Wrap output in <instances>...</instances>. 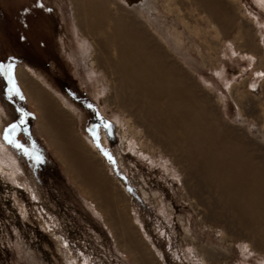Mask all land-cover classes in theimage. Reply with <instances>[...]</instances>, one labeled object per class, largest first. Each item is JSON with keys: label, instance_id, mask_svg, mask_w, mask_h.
Here are the masks:
<instances>
[{"label": "rangeland", "instance_id": "374dc122", "mask_svg": "<svg viewBox=\"0 0 264 264\" xmlns=\"http://www.w3.org/2000/svg\"><path fill=\"white\" fill-rule=\"evenodd\" d=\"M226 1L235 12L232 30L223 40L191 0H107L110 14L105 22L110 25L118 14L136 19L151 44L183 67L200 93L210 97L216 119L264 150V0ZM73 9L72 0H0V64H13L23 97L9 100L7 81L0 75V167L5 169L0 172V264H264V256L246 249L247 241H229L221 225L206 222V210L190 206L185 196L193 180L173 155L149 149L150 143H141L145 138L131 133L125 151H120L118 129L126 131L137 116H128L114 103L115 77L105 67L89 65L90 58L95 62L99 57V48L95 35L87 36L80 28ZM205 38L216 41L215 59L207 55ZM245 40L256 45L257 58L231 53ZM220 67L224 78L218 75ZM256 68L263 71L259 78ZM19 71L26 73V81L20 80ZM243 82V89L238 87L247 97L238 104L228 87ZM34 85L67 111L72 136L89 147L99 169L113 179L125 212L120 227L131 229L143 257L131 251L119 226L109 227L116 220L98 210L66 172L55 151L58 142L40 120L37 103L27 96L26 87ZM255 106V113L247 115L246 108ZM22 113L24 123L14 139L23 147L17 150L5 143L3 133L9 125L20 124ZM138 146L146 154L137 152ZM141 189L157 192L159 198ZM206 252L224 253L227 259L213 262Z\"/></svg>", "mask_w": 264, "mask_h": 264}, {"label": "bare ground", "instance_id": "6f19581e", "mask_svg": "<svg viewBox=\"0 0 264 264\" xmlns=\"http://www.w3.org/2000/svg\"><path fill=\"white\" fill-rule=\"evenodd\" d=\"M191 1L200 13L207 15L220 40L230 34L234 6L226 0ZM106 2L72 0L74 15L81 19L80 28L87 36L90 33L95 35L94 45L99 48V57L95 62L90 58L89 65L105 67L104 70L115 77L114 103L128 116H137L129 120L126 131L120 127L118 129L120 151H125L131 137L138 135L146 139L141 143H150L149 149L173 155V161L183 165L186 174L193 180L191 191L187 190L184 195L191 199L190 206L206 210V222L221 225L229 241L232 237H239L247 241V250L264 256V150L256 147L255 143H246L245 133L228 128L216 119L208 103L210 97L200 93L183 67L171 61L155 44H151L150 36L136 19H125L117 13L108 25L105 21L110 10ZM105 23L108 28L104 26ZM99 31L102 36H97ZM204 42L208 57L215 59L216 41L205 38ZM239 49L232 48L230 51L232 54L240 53L242 58L258 57L256 45L247 40ZM111 50L114 53L110 55ZM211 63L206 62L207 65ZM259 63L258 60L257 65ZM248 65L251 63L248 62ZM254 72L256 78L263 74L259 68ZM218 75L224 78L223 67H220ZM18 77L22 81L28 79L23 71H19ZM242 85L244 82L228 87L230 96L238 104L247 97L240 91ZM236 86H240V93H236ZM26 93L30 100L37 103L41 112L40 120L44 121L52 135L51 139L58 142L55 151L65 165L66 172L86 191L88 198L94 199L98 210L104 212L108 219L116 220L109 222V227L112 228L113 224L120 227L119 223L125 215L120 204L121 195L115 192L113 179L99 169V161L89 154V147L81 146L72 136L67 111L57 106V102L36 85L26 87ZM256 106L246 108V114H254ZM137 127H141L139 133L135 132ZM128 133L133 136L129 137ZM135 150L146 154V150L140 146ZM107 152L112 155V152ZM117 159L121 164L120 154ZM0 172H5V169L0 167ZM141 191L146 196L152 195L154 200L159 198V194L152 190L149 193L143 189ZM120 229L131 251L143 257L138 240L131 236V229ZM206 253L213 262L217 257L227 259L224 253Z\"/></svg>", "mask_w": 264, "mask_h": 264}, {"label": "snow or ice", "instance_id": "6c2138e0", "mask_svg": "<svg viewBox=\"0 0 264 264\" xmlns=\"http://www.w3.org/2000/svg\"><path fill=\"white\" fill-rule=\"evenodd\" d=\"M12 69H13V64L9 63L7 65L5 64H0V75H3L4 78L7 81V94H8V98L9 100H11L14 96H19L21 99H23V97L20 95L19 89L16 86V81L15 78L12 74ZM24 113L21 114V119H20V124H11L9 125L3 133V139L5 141L6 144L15 147L17 150L22 149V145L20 143H18L14 137L15 134L17 132V129L24 123ZM24 154L30 156V158H34L36 159L37 162H41L40 158L38 156L36 157H32V153H29L27 151V149H24Z\"/></svg>", "mask_w": 264, "mask_h": 264}, {"label": "flooded vegetation", "instance_id": "af4514ba", "mask_svg": "<svg viewBox=\"0 0 264 264\" xmlns=\"http://www.w3.org/2000/svg\"><path fill=\"white\" fill-rule=\"evenodd\" d=\"M91 127H89V129H90Z\"/></svg>", "mask_w": 264, "mask_h": 264}]
</instances>
